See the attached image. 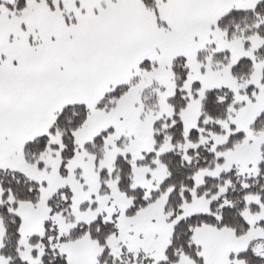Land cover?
I'll return each instance as SVG.
<instances>
[{
	"label": "snow or ice",
	"instance_id": "snow-or-ice-1",
	"mask_svg": "<svg viewBox=\"0 0 264 264\" xmlns=\"http://www.w3.org/2000/svg\"><path fill=\"white\" fill-rule=\"evenodd\" d=\"M0 264H264V0H0Z\"/></svg>",
	"mask_w": 264,
	"mask_h": 264
}]
</instances>
